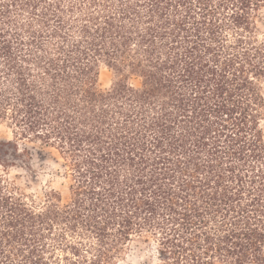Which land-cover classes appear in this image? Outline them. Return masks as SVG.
<instances>
[{
    "label": "trees",
    "instance_id": "trees-1",
    "mask_svg": "<svg viewBox=\"0 0 264 264\" xmlns=\"http://www.w3.org/2000/svg\"><path fill=\"white\" fill-rule=\"evenodd\" d=\"M264 0H0V264H264ZM101 66L113 73L99 84ZM66 196L9 178L31 148Z\"/></svg>",
    "mask_w": 264,
    "mask_h": 264
},
{
    "label": "rangeland",
    "instance_id": "rangeland-1",
    "mask_svg": "<svg viewBox=\"0 0 264 264\" xmlns=\"http://www.w3.org/2000/svg\"><path fill=\"white\" fill-rule=\"evenodd\" d=\"M259 33L264 35V9L259 12L257 19ZM113 80V73L104 66L100 68L99 84L102 89L110 88ZM261 90L264 96V81L261 83ZM264 133V116L261 122ZM11 138L10 132L5 126L0 127V140ZM31 148L32 158L30 166L32 171L27 169L13 168L9 170V178L26 191L41 198L43 193L49 190H56L66 196V182L62 177L61 162L50 150L41 152L38 145H28ZM1 173V172H0ZM129 254L119 264H161L157 258L152 244L137 245L134 243Z\"/></svg>",
    "mask_w": 264,
    "mask_h": 264
}]
</instances>
